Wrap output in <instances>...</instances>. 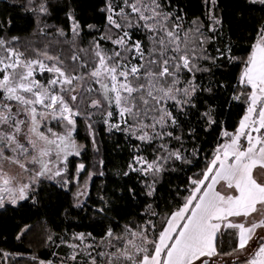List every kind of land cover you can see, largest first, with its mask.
Listing matches in <instances>:
<instances>
[{
	"label": "snow or ice",
	"instance_id": "snow-or-ice-1",
	"mask_svg": "<svg viewBox=\"0 0 264 264\" xmlns=\"http://www.w3.org/2000/svg\"><path fill=\"white\" fill-rule=\"evenodd\" d=\"M246 3L264 11V0ZM202 4V16L189 19L177 0H100L96 23L81 19L77 0H22L32 38L12 35L10 20L0 30V209L38 205L47 184L71 194L70 208L85 207L104 161L78 159L87 152L81 124L95 153L98 124L124 136L130 153L122 175L136 174L141 187L128 192L144 197L123 224L99 197L101 231L48 230L44 246L68 251H53L56 261L31 255L33 264H264V22L237 56L231 43L218 44V0ZM225 63L241 67L234 85L215 79ZM229 88L230 101L244 105L231 131L208 102ZM217 128L187 194L162 215L154 206L160 178L198 163L197 142ZM10 258L0 249V264Z\"/></svg>",
	"mask_w": 264,
	"mask_h": 264
},
{
	"label": "trees",
	"instance_id": "trees-1",
	"mask_svg": "<svg viewBox=\"0 0 264 264\" xmlns=\"http://www.w3.org/2000/svg\"><path fill=\"white\" fill-rule=\"evenodd\" d=\"M178 3L186 6L185 11L188 18L202 16L205 9L202 0H177ZM22 0H0V30L8 28V21H11V34L18 35L23 40L32 38L30 34L34 28V22L29 13H26L19 5ZM100 0H77L78 11L81 19L87 22L100 23L102 18L95 15ZM218 15L222 18L221 34L218 37V44L227 45L231 43L233 53L237 56L244 55L248 46L245 38L260 23L264 22V11L261 6H251L246 0H218ZM60 15V14H58ZM86 39H91L87 36ZM241 67L235 64L225 63L223 74L217 71L215 79L229 85L235 84V77L239 74ZM207 79L205 83H207ZM231 89H220L215 93V99L208 100L213 104L218 113V119L223 127L229 131L233 130L239 119L244 114V105L230 101ZM205 99H208L205 94ZM98 119V118H97ZM97 143L99 152L95 153L90 141L84 139L85 132L83 124L80 126L78 140L87 144V152L82 156L83 162L91 166L98 160H103L104 176H93L90 181L89 196L86 199L85 207L70 208L72 196L59 186L46 185V190L41 193L38 205L30 202H22L18 206L8 205L0 209V249L13 254L16 260L9 259L8 264H33L29 259L36 255L39 259L56 261L57 257L52 255L55 251L59 256H64L68 249L61 247H46L43 244L46 231L51 230L60 234H71L73 232H95L101 231V223H107L101 216H98L93 209L100 207L99 197L103 196L110 211L108 217L118 220L123 224L126 220L132 219L133 214L139 213L144 207V197L141 193L135 199L130 197L128 189L135 186L139 191L141 185L136 174L123 176L129 161L130 149L120 133L109 135L102 125H97ZM219 129L208 135H202L198 146L202 149L199 162L178 167L175 171H167L160 178L157 184L155 204L162 215L167 214L180 202V197L187 194V179L193 173L199 172L204 166V157L210 156L213 147L217 142ZM83 178V174H82ZM76 189L73 188L72 191ZM179 192V195L177 193ZM139 205V207H138ZM25 226L29 232L16 240L15 237ZM227 246V244H225Z\"/></svg>",
	"mask_w": 264,
	"mask_h": 264
},
{
	"label": "rangeland",
	"instance_id": "rangeland-1",
	"mask_svg": "<svg viewBox=\"0 0 264 264\" xmlns=\"http://www.w3.org/2000/svg\"><path fill=\"white\" fill-rule=\"evenodd\" d=\"M1 18V17H0Z\"/></svg>",
	"mask_w": 264,
	"mask_h": 264
}]
</instances>
